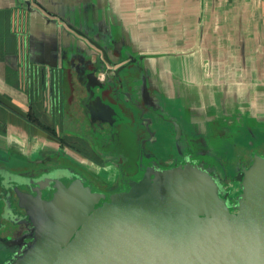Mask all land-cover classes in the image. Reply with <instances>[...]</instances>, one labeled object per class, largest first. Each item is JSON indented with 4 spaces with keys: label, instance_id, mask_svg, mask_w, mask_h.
<instances>
[{
    "label": "crops",
    "instance_id": "obj_1",
    "mask_svg": "<svg viewBox=\"0 0 264 264\" xmlns=\"http://www.w3.org/2000/svg\"><path fill=\"white\" fill-rule=\"evenodd\" d=\"M255 153L264 0H0V264L33 229L13 184L60 169L114 189L191 157L236 191Z\"/></svg>",
    "mask_w": 264,
    "mask_h": 264
},
{
    "label": "water",
    "instance_id": "obj_2",
    "mask_svg": "<svg viewBox=\"0 0 264 264\" xmlns=\"http://www.w3.org/2000/svg\"><path fill=\"white\" fill-rule=\"evenodd\" d=\"M66 172L13 184L22 214L5 194L11 220L33 228L6 264H264L263 154L242 164L234 199L214 164L191 157L148 169L109 200Z\"/></svg>",
    "mask_w": 264,
    "mask_h": 264
},
{
    "label": "flooded vegetation",
    "instance_id": "obj_3",
    "mask_svg": "<svg viewBox=\"0 0 264 264\" xmlns=\"http://www.w3.org/2000/svg\"><path fill=\"white\" fill-rule=\"evenodd\" d=\"M219 174V173H218ZM220 175V174H219ZM83 177V176H82ZM142 178V177H141ZM140 178V179H141ZM222 178V177H221ZM83 179H85V184L86 185H90L91 187H93V190H99L100 192H105V193H107V196H106V199L107 200H109V196L110 195H112V194H115V193H119V192H122V191H126V190H129L130 189V182H132V181H134V178L133 179H128L127 180V184L126 185H124L123 187H118V188H114V189H103V188H100V187H98V186H96L94 183H92L91 181H89L88 179H86L85 177H83ZM140 179H138V180H140ZM223 179V178H222ZM132 180V181H131ZM136 180V179H135ZM67 183H69L71 180L70 179H66L65 180ZM224 181V180H223ZM224 183L226 184V182L224 181ZM226 186H228L227 184H226ZM237 194V191H231L230 193H229V196L231 197V198H235V195ZM44 195H45V197H48V198H50L51 197V192L49 191V192H47V193H45L44 192ZM28 223V222H27ZM31 233H32V231L30 232V233H28V234H30L29 236H31ZM27 245V244H26ZM26 245H23V247L22 248H24Z\"/></svg>",
    "mask_w": 264,
    "mask_h": 264
},
{
    "label": "rangeland",
    "instance_id": "obj_4",
    "mask_svg": "<svg viewBox=\"0 0 264 264\" xmlns=\"http://www.w3.org/2000/svg\"><path fill=\"white\" fill-rule=\"evenodd\" d=\"M238 182H239V179H238ZM236 187H237V185H236ZM239 188V187H238ZM238 188H236V191H239V190H237ZM235 191V190H234Z\"/></svg>",
    "mask_w": 264,
    "mask_h": 264
}]
</instances>
